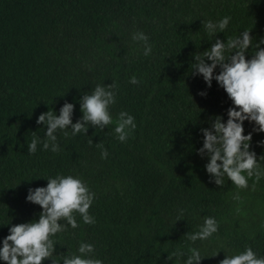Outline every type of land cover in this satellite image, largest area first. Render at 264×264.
I'll return each mask as SVG.
<instances>
[{
  "label": "trees",
  "instance_id": "16d2710c",
  "mask_svg": "<svg viewBox=\"0 0 264 264\" xmlns=\"http://www.w3.org/2000/svg\"><path fill=\"white\" fill-rule=\"evenodd\" d=\"M226 16L232 19L218 39L226 43L244 30L264 38V0H0V249L10 227L38 221L43 211L27 201L29 189L70 175L96 194L89 209L96 223L75 214L79 226L54 237L57 264L80 255L81 243L92 244L103 264H185L192 248L200 251V264H219L247 247L264 257V178L255 191L254 178L248 189L227 177L217 186L206 171L207 157L198 154L201 129L215 116L226 123L233 107L215 80L208 88L191 69L194 54L215 43L203 21ZM135 32L149 37L151 55L132 40ZM246 55L252 58L251 49ZM133 76L139 84L129 82ZM112 83L113 121L122 111L135 118L126 142L118 140L115 123L103 131L89 125L87 135L58 132V153L40 143L29 154L33 132L45 139L47 127L37 124L42 113L59 116L65 102L72 103L76 123L83 95ZM202 91L206 97L198 95ZM254 127L245 121L244 134L252 133L250 150L259 158L264 133ZM205 217L218 222V232L208 240L188 239ZM177 249L184 256L169 260Z\"/></svg>",
  "mask_w": 264,
  "mask_h": 264
},
{
  "label": "clouds",
  "instance_id": "9594fccd",
  "mask_svg": "<svg viewBox=\"0 0 264 264\" xmlns=\"http://www.w3.org/2000/svg\"><path fill=\"white\" fill-rule=\"evenodd\" d=\"M231 19L226 16L215 23L211 20L203 21V28L209 37H215V43L208 50L195 53V63L191 65L193 76H202L208 88L212 87L215 80L233 102V107L227 110L226 123L223 116H215L209 120V128L201 129L204 140L198 154L201 158L207 157L209 162L205 165L206 171L214 178L217 186L222 187L227 177L237 188L248 189L249 179L254 178L251 188L255 191L256 184L264 178V166L260 163L264 161V156L258 158L255 151L250 150L253 135L244 134V123L248 121L254 124L253 132L264 133V38L257 41L251 35L252 31L244 30L236 37L227 38L226 43L218 39L217 34L225 32ZM132 40L142 43L144 56L152 54L153 46L146 34L135 32ZM249 49L252 54L250 60L246 55ZM217 69L219 74H216ZM129 82L134 85L140 83L135 76ZM116 88L115 83L97 85L91 94H84L80 101L83 116L76 123L72 122V103L65 102L59 116L52 110L42 113L37 124L47 127L45 139L41 140L33 132L31 143L28 144L29 154H35L40 143L45 151L58 153V132H63L67 137L68 129H71L72 136L80 133L87 135L89 125L103 131L115 123L114 131L118 140L126 142L135 131L136 123L133 116L123 111L119 113L118 120L113 121L110 106L116 103ZM198 95L206 97L207 92L202 91ZM91 143L92 140L89 141ZM96 146L102 149L101 157L106 159L108 152L103 144ZM258 146L264 147V141L259 142ZM47 181V187L30 188L27 196L28 202L43 209L38 221L10 227V235L3 240L0 259L6 264H43L49 259L57 264L54 259V237L57 233L66 232L68 225L73 229L79 226L75 214L78 213L85 224L96 223L95 218L89 214L96 194L84 181L70 175H57ZM233 199L239 201L241 197L236 194ZM183 214L184 210H180V216ZM218 229L219 224L214 218L205 217L200 231L187 234V237L193 242L208 240ZM190 251L191 255L185 264H200L203 260L200 251L196 248ZM78 252L80 255L64 256L63 264H103L102 260L94 258L95 248L92 244L81 243ZM173 256L182 257L184 253L177 249L168 259L171 260ZM219 264H264V257H258L251 247H247L240 254H227Z\"/></svg>",
  "mask_w": 264,
  "mask_h": 264
}]
</instances>
